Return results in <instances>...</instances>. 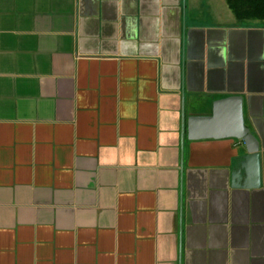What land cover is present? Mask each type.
Instances as JSON below:
<instances>
[{
    "label": "crops",
    "instance_id": "obj_1",
    "mask_svg": "<svg viewBox=\"0 0 264 264\" xmlns=\"http://www.w3.org/2000/svg\"><path fill=\"white\" fill-rule=\"evenodd\" d=\"M232 95L257 186L233 184L242 139L188 136ZM0 264H264V20L228 0H0Z\"/></svg>",
    "mask_w": 264,
    "mask_h": 264
},
{
    "label": "water",
    "instance_id": "obj_2",
    "mask_svg": "<svg viewBox=\"0 0 264 264\" xmlns=\"http://www.w3.org/2000/svg\"><path fill=\"white\" fill-rule=\"evenodd\" d=\"M188 136L190 138L230 136L242 139L247 152L237 161L233 171V184L257 186L261 183L260 144L245 123L241 95L215 100L211 114L189 116ZM243 179L244 183L241 182Z\"/></svg>",
    "mask_w": 264,
    "mask_h": 264
},
{
    "label": "trees",
    "instance_id": "obj_3",
    "mask_svg": "<svg viewBox=\"0 0 264 264\" xmlns=\"http://www.w3.org/2000/svg\"><path fill=\"white\" fill-rule=\"evenodd\" d=\"M238 18L264 17V0H228Z\"/></svg>",
    "mask_w": 264,
    "mask_h": 264
},
{
    "label": "rangeland",
    "instance_id": "obj_4",
    "mask_svg": "<svg viewBox=\"0 0 264 264\" xmlns=\"http://www.w3.org/2000/svg\"><path fill=\"white\" fill-rule=\"evenodd\" d=\"M253 18H257V19H259V20H264V17H253Z\"/></svg>",
    "mask_w": 264,
    "mask_h": 264
}]
</instances>
